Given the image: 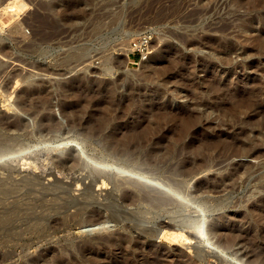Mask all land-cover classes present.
Returning <instances> with one entry per match:
<instances>
[{
	"label": "rangeland",
	"instance_id": "1",
	"mask_svg": "<svg viewBox=\"0 0 264 264\" xmlns=\"http://www.w3.org/2000/svg\"><path fill=\"white\" fill-rule=\"evenodd\" d=\"M149 32L135 66L120 48ZM0 141L25 147L0 165L23 200L0 193V264H264V0H0ZM68 155L101 159L119 188L84 201ZM33 174L72 187L41 197ZM161 197L199 226L154 211Z\"/></svg>",
	"mask_w": 264,
	"mask_h": 264
},
{
	"label": "bare ground",
	"instance_id": "2",
	"mask_svg": "<svg viewBox=\"0 0 264 264\" xmlns=\"http://www.w3.org/2000/svg\"><path fill=\"white\" fill-rule=\"evenodd\" d=\"M133 38V37H132ZM135 38V37H134ZM132 44V43H131ZM126 46V45H125ZM120 49H122V52H123V50L126 52V56L128 57V55L130 54V52L132 51V48H131V46H130V44L125 48V47H122V48H120ZM120 49H118V50H120ZM117 50V49H116ZM115 50V51H116ZM124 56V55H123ZM126 58V57H125ZM128 59V58H127ZM108 71L109 72H113L111 69H108ZM110 74V73H109ZM17 118V117H16ZM20 121V120H19ZM12 123V122H11ZM22 124V123H21ZM7 125V124H6ZM10 125V128H11V124H9ZM15 125V124H14ZM5 126V125H4ZM17 126V125H16ZM44 126H46V125H44ZM18 127V126H17ZM43 127V126H42ZM6 128V127H5ZM4 128V129H5ZM9 128V129H10ZM13 128V127H12ZM14 128H15V126H14ZM49 129V128H48ZM8 130V129H7ZM6 130V131H7ZM15 130V129H14ZM48 131V130H47ZM13 131H11V133H12ZM16 132V131H15ZM20 132H22V131H20ZM40 132V131H39ZM14 133V132H13ZM19 133V132H18ZM41 134V133H40ZM16 137H17V134H16ZM21 137V136H20ZM87 137V136H86ZM90 138V137H89ZM14 139H17V138H14ZM13 139V140H14ZM128 139V138H127ZM130 139V138H129ZM134 139V138H133ZM20 139H19V137H18V140L17 141H19ZM21 140H22V138H21ZM132 140V139H131ZM130 140V141H131ZM2 142V141H0V160H2V159H16L17 161H19L18 160V158L20 157L21 159H22V154H23V150H24V146L23 145H20L19 144V142ZM126 141H129V140H126ZM86 142V141H85ZM117 142H119L118 140H117ZM122 142V141H121ZM135 142V141H134ZM131 143V142H130ZM138 143V142H137ZM22 144V143H21ZM118 144H120V143H118ZM139 144V146H140V142L138 143ZM146 144V143H145ZM131 145V144H130ZM136 145V144H135ZM135 145H132V146H135ZM142 145V144H141ZM113 146V145H112ZM111 146V147H112ZM114 146H116V145H114ZM121 146V145H120ZM119 146V147H120ZM126 146H127V144H126ZM122 147V146H121ZM125 147V146H124ZM135 147H138V146H135ZM150 147V146H149ZM118 148V147H117ZM123 148V147H122ZM121 148V149H122ZM139 148V147H138ZM141 148V147H140ZM151 148V147H150ZM123 149H126V148H123ZM131 149V148H130ZM147 149V148H146ZM145 149V150H146ZM152 149V148H151ZM113 150V149H112ZM115 150H117V149H115ZM133 150V149H132ZM137 150V149H136ZM127 151H128V149H127ZM135 151V150H134ZM150 151V150H149ZM151 151H153L154 152V150H151ZM156 151V150H155ZM118 152H122V150L121 151H118ZM136 152V151H135ZM139 152H140V150H139ZM153 152H151V153H153ZM157 153H158V151H156ZM112 153V152H111ZM116 153V152H115ZM115 153H114V155H115ZM124 154H125V152H124ZM131 154H133L132 152H131ZM140 154V153H139ZM138 154V155H139ZM142 154H143V152H142ZM154 154H156V153H154ZM64 155V154H63ZM121 155H123V154H121ZM128 155V154H127ZM134 155V154H133ZM135 155H137V154H135ZM151 155V154H150ZM150 155H149V157H150ZM148 156V155H147ZM12 157H14V158H12ZM24 157H25V155H24ZM64 157V156H63ZM62 157V158H63ZM77 157H74V156H71V155H68V156H66L65 157V160L64 159H62V163H59L60 164V169L62 170H60L61 171V173H67V174H73V173H79L80 171H84V172H86L85 174H83V173H81V176L82 177H74V175L72 176V180H71V182L73 183V184H75L76 182V184H78V188H81V187H83L82 185H86L85 186V190H84V192H81V194H80V196L82 197V199L84 200V201H89V200H91V199H93L94 197H95V195H96V191H95V189H94V187L95 186H97L98 187V190H102V192L104 191L103 189L105 188H107V187H109L110 185H113L112 187H113V190L114 189H118L119 188V184L117 185V183H115V181L113 180V178H111V170H108L107 168H105L106 166H104L103 164H104V162L100 159V160H96V162H94V163H92V164H83V165H81L80 163H79V161H78V159H76ZM79 158V157H78ZM138 158V157H137ZM141 158V157H140ZM144 158H146V157H144ZM79 160H80V158H79ZM134 160V159H133ZM8 161V160H7ZM22 161V160H21ZM58 161V160H57ZM61 161V160H60ZM134 161H136V160H134ZM150 161V160H149ZM13 162H14V160H13ZM59 162V161H58ZM146 162V161H145ZM148 164H149V162H148ZM164 164H165V162H164ZM223 164V163H222ZM54 165V164H53ZM160 165V164H159ZM158 165V166H159ZM166 165H168V164H166ZM27 166V165H26ZM59 166V165H58ZM169 166V165H168ZM56 167V166H55ZM162 167V166H161ZM13 168V167H12ZM164 168H165V166H164ZM1 169V168H0ZM56 169V168H55ZM59 169V168H58ZM162 170H163V168H161ZM160 169V170H161ZM167 169V168H166ZM170 169V168H169ZM10 169H8V171H9ZM51 170V172H48V176H52L53 177V175H55V171H53L52 169H49V171ZM173 170V168L171 169V171ZM183 170V169H182ZM1 171V170H0ZM3 171H4V169H3ZM7 171V170H6ZM18 171H20V170H18ZM59 172V171H58ZM177 172H180V171H177ZM182 172V171H181ZM2 173V172H1ZM12 172H10V173H8V174H11ZM60 173V174H61ZM77 173V174H78ZM176 173V172H175ZM174 172H172V174H175ZM5 173H3V175H4ZM16 174V173H15ZM182 175V177L183 176H191V175H193V172H191V171H188L187 169H185L182 173H181ZM34 175V174H33ZM79 175V174H78ZM178 175V174H177ZM180 175V174H179ZM35 176V175H34ZM80 176V175H79ZM174 176V175H173ZM55 177H58V176H55ZM178 177H180V176H177V178ZM10 178V177H9ZM42 178V177H41ZM12 179V178H11ZM14 179V178H13ZM37 179H38V176L36 177H31V176H29L26 180L27 181H25L26 182V184L25 185H27L28 184V186L30 185L31 187H33L34 189L36 188V189H38L37 191H36V194H39V195H41V197L42 196H44L47 192H50L51 191V187H52V190H54L53 189V187L54 188H60L61 190H62V194H63V191L64 192H68V190H69V188L70 187H72V185L71 184H66L63 180H61L60 179V177L59 178H56L55 179V183H53V185L52 186H47V187H45V185H44V187H43V183L41 184L42 186V188L40 187V185H39V183H38V181H37ZM52 179V178H51ZM90 180L89 181V183H86V180ZM10 180V179H9ZM170 180H171V178H170ZM173 180H171V182H172ZM15 182H16V180H15ZM24 182V183H25ZM75 182V183H74ZM11 183H13V182H11ZM169 183V182H168ZM1 184V183H0ZM10 184V183H9ZM170 184V183H169ZM51 185V184H50ZM67 186V188L66 187H64V186ZM142 185V184H141ZM181 185H183V183L181 184ZM1 186V185H0ZM175 186V185H174ZM10 187V186H9ZM9 187H7V185H4V186H2V187H0V193H2L3 195H5V197H7V196H9L10 198L11 197H13V194H14V199H16V203L15 202H13L14 203V205L15 206H18L19 207V205L20 206H23L22 204V199L20 198V195L19 196H17L18 194L17 193H19L21 190L17 187V189H15V187L13 188L12 186V188H9ZM40 187V188H39ZM69 187V188H68ZM140 187H142V186H140ZM139 187V188H140ZM172 187V186H171ZM170 187V188H171ZM149 188H151L150 186H149ZM148 188V189H149ZM169 188V189H170ZM35 189V190H36ZM72 189V188H71ZM143 189V188H142ZM147 189V190H148ZM18 190H19V192H18ZM58 190V189H57ZM71 191V190H70ZM193 191V190H192ZM199 191H200V186L199 185H197V186H195V188H194V192H192V193H190V192H188L187 191V189H186V186L184 185V186H179V187H177L176 189H174V193H176L178 196H180V197H183L184 199H187V197H189V199L191 198L192 200H196L197 199V195H198V193H199ZM29 192V191H28ZM35 192V191H34ZM61 192V191H60ZM98 192V191H97ZM118 192V191H117ZM136 192V191H135ZM137 192H138V190H137ZM145 192V191H144ZM54 193H55V191H53L52 192V194L54 195ZM99 193V192H98ZM101 193V192H100ZM142 193V192H141ZM15 194H17L16 196H15ZM21 194V193H20ZM34 194V193H33ZM50 195H52L51 193H49ZM128 194V193H127ZM147 194V193H146ZM21 195H23V194H21ZM30 195H32V194H30ZM38 195V196H39ZM48 195V194H47ZM55 195H57L56 193H55ZM70 195V194H69ZM99 196H100V194H98ZM114 195V194H113ZM139 195V194H138ZM137 195V196H138ZM142 195V194H141ZM145 195V194H144ZM194 195H196V196H194ZM58 196L59 195H57V199H58ZM131 196V195H130ZM143 196V195H142ZM171 196V195H170ZM3 197V196H2ZM4 197V198H5ZM34 197H37V196H34ZM33 197V199L31 198V200H36L35 198ZM70 197V196H69ZM126 197V196H125ZM127 197H128V195H127ZM155 197V196H154ZM23 198V197H22ZM61 198V197H60ZM75 198V197H74ZM136 198V197H135ZM137 198H139V197H137ZM144 198V197H143ZM194 198H196V199H194ZM30 199V198H29ZM71 199H72V197H71ZM110 199H112V198H110ZM7 200V199H6ZM30 200V201H31ZM70 200V199H69ZM113 200V199H112ZM125 200V199H124ZM139 200V199H138ZM25 201V200H24ZM29 201V202H30ZM42 201V200H41ZM68 201V200H67ZM116 201V200H115ZM136 201H137V199L135 200L133 197H131L130 199H126V203L128 204V205H134L135 206V204H137L136 203ZM146 201V200H145ZM149 201V205L152 207V209L154 210V211H160V212H163L164 211V213H168L169 212V210L171 209L172 211H173V218H174V220L178 223V224H180V225H185L189 220L191 221V224H190V226H193V227H197V226H199V219L197 218H190V219H188L187 220V217L186 216H184V206H185V204H183V202H180V201H178V200H173V199H169V198H166V197H161V198H154V199H151V200H148ZM190 201V200H189ZM37 202V201H36ZM54 202V201H53ZM118 202V201H117ZM138 202V201H137ZM43 203H45V202H43ZM145 203V202H144ZM192 203V202H191ZM195 203V202H194ZM26 204V203H25ZM31 204V203H30ZM141 204V203H140ZM118 205H119V203H118ZM54 206V205H53ZM17 207V208H18ZM44 207H45V205H44ZM186 207H188V206H186ZM14 208V207H13ZM20 208V207H19ZM15 209V208H14ZM46 211V210H45ZM44 211V212H45ZM80 211H81V214H82V210H79L78 212L79 213H76V215L77 214H79L80 215ZM146 212L145 211H140L139 213H137L138 215H146L145 214ZM152 214H154V215H159V213L157 214V213H154V212H152ZM163 214V213H162ZM50 218H52V217H50ZM112 219H115L114 218V216H112ZM105 220V219H104ZM62 221H65V225L67 224L66 223V221H67V217H65ZM101 220H99V219H94V220H91V221H88V222H85V223H92V224H97V223H99ZM106 221V220H105ZM58 222L59 221H53V223L54 224H58ZM81 222V221H80ZM79 222V224L78 225H80V224H82L83 222H81L80 223ZM52 223V222H51ZM48 224V223H47ZM46 224V225H47ZM101 224V223H100ZM188 224V223H187ZM81 226V225H80ZM47 228V231H52L53 233H56V232H59L60 230L58 229V227H55V226H47L46 227ZM45 228V229H46ZM208 233H209V235H212L213 234V230L209 227L208 228V231H207ZM192 235V234H191ZM190 235V236H191ZM114 239V238H113ZM115 240V239H114ZM114 240H112L111 238H107L100 246H102V247H111V246H113L114 245V243L116 242V240H115V242H114ZM192 243V242H191ZM31 246H33L32 244H26V243H24V245H23V247H24V249L26 248V249H28L29 247H31ZM197 249V248H196ZM119 254H125V256H126V250H125V248L124 247H122L121 246V248L119 249ZM198 252V251H197ZM127 258V257H126ZM129 258H127L126 260V262L124 263V264H128L129 263V260H128ZM36 260V259H35ZM35 260H33V261H35Z\"/></svg>",
	"mask_w": 264,
	"mask_h": 264
},
{
	"label": "built area",
	"instance_id": "3",
	"mask_svg": "<svg viewBox=\"0 0 264 264\" xmlns=\"http://www.w3.org/2000/svg\"><path fill=\"white\" fill-rule=\"evenodd\" d=\"M154 40L155 36L153 32L136 38L131 44L132 51L129 55L130 63L139 66L140 63L145 61L151 53Z\"/></svg>",
	"mask_w": 264,
	"mask_h": 264
},
{
	"label": "water",
	"instance_id": "4",
	"mask_svg": "<svg viewBox=\"0 0 264 264\" xmlns=\"http://www.w3.org/2000/svg\"><path fill=\"white\" fill-rule=\"evenodd\" d=\"M6 161H7L6 159H2V160H0V165H2L3 163H6ZM110 176H111V178H113V180L115 181V183H117L116 179L119 180L118 177H120V175L118 176V175H115V174H113V173H111ZM116 176H117V177H116ZM133 178H134V179H138L137 177H133ZM130 182H132L133 184H136V185H138V186H141V183H140V182H137L136 180H133V179H132ZM145 183H146V182H145ZM117 184H118V183H117ZM102 220H103V219H102ZM102 220H101V221H102ZM101 221H100V222H101ZM100 222H99V223H100Z\"/></svg>",
	"mask_w": 264,
	"mask_h": 264
}]
</instances>
